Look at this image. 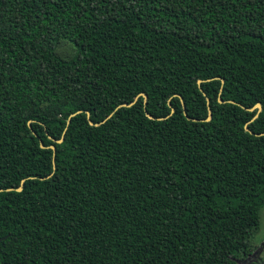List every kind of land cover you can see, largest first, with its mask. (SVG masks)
Returning a JSON list of instances; mask_svg holds the SVG:
<instances>
[{
	"label": "trees",
	"instance_id": "obj_1",
	"mask_svg": "<svg viewBox=\"0 0 264 264\" xmlns=\"http://www.w3.org/2000/svg\"><path fill=\"white\" fill-rule=\"evenodd\" d=\"M22 179L0 264H239L264 207V0H0V189Z\"/></svg>",
	"mask_w": 264,
	"mask_h": 264
},
{
	"label": "water",
	"instance_id": "obj_2",
	"mask_svg": "<svg viewBox=\"0 0 264 264\" xmlns=\"http://www.w3.org/2000/svg\"><path fill=\"white\" fill-rule=\"evenodd\" d=\"M201 82H202L201 80H198V81H197L198 85H199ZM222 82H223V81H222ZM140 96L144 98V104H145L146 99H147V96H146L145 94H140V95L137 96V97L134 99V101L131 102L130 104H123V105L119 106L118 108H120V107H130V106L134 105ZM206 101H207V104H208V103H209V100L206 99ZM218 101H219V103H221V104L223 103V101L220 100V99H219ZM230 103L234 104V102H230ZM118 108H117V109H118ZM254 109L257 110V113H256V115L253 117L252 120H255V119L258 117L259 113H260L261 110H262V107H261V105L258 103V104H256L253 108L248 109V111H253ZM77 113H80V112H76V113L72 114L71 117L74 116V115L77 114ZM144 113H145V116H146L147 118H149V119H154V118H153V117H152V116L146 111V108H145V107H144ZM173 113H174V109H171V112H170V114H169L168 117H170ZM183 113H184V116L186 117L187 120H189V121H193V122H199V120H197V119H192V118H189V117L187 116V114H186V112H185V107H184V106H183ZM86 115H87V118H88V120H89V113H86ZM168 117H166V118H168ZM163 119H165V118H157V120H163ZM210 119H211V110H210V108L208 107V117H207V119H206L205 121H209ZM89 124H90V125H94L90 120H89ZM98 125H99V124H95V126H98ZM244 130H245L246 132H249V129H248L247 125H245ZM256 136H259V135H256ZM61 142H62V140L57 141V143H61ZM40 147H41L42 149L45 148V147L41 144V142H40ZM49 148L53 150V157H54V155H55V148H54V146H50ZM53 169H55V166H54V159H53ZM25 180H26V179H22V180L20 181V185H19V187H17L16 189H13V188H8V189H5V190H4V189H0V192H4V191H6V192H10V191H14V190H15L16 192H20V191L22 190V187H23L24 183H25ZM5 239H6V237H2V238H0V242L3 241V240H5ZM255 255H256V253H254V256H255ZM250 262H251V261L248 259V260H246V261H244V262H242V263L239 262V264H249Z\"/></svg>",
	"mask_w": 264,
	"mask_h": 264
},
{
	"label": "rangeland",
	"instance_id": "obj_3",
	"mask_svg": "<svg viewBox=\"0 0 264 264\" xmlns=\"http://www.w3.org/2000/svg\"><path fill=\"white\" fill-rule=\"evenodd\" d=\"M250 244L254 248L253 253L249 256L242 255L238 261L242 263L249 259L250 261H256L258 264H264V207L260 210L259 226L255 233H253ZM254 253H256L255 256Z\"/></svg>",
	"mask_w": 264,
	"mask_h": 264
}]
</instances>
